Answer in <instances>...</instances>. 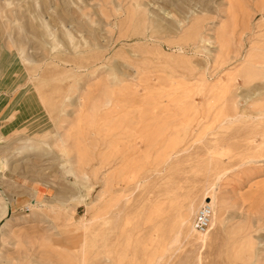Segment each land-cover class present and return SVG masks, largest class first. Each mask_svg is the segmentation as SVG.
<instances>
[{
  "label": "rangeland",
  "instance_id": "obj_1",
  "mask_svg": "<svg viewBox=\"0 0 264 264\" xmlns=\"http://www.w3.org/2000/svg\"><path fill=\"white\" fill-rule=\"evenodd\" d=\"M0 264H264V0H0Z\"/></svg>",
  "mask_w": 264,
  "mask_h": 264
},
{
  "label": "built area",
  "instance_id": "obj_2",
  "mask_svg": "<svg viewBox=\"0 0 264 264\" xmlns=\"http://www.w3.org/2000/svg\"><path fill=\"white\" fill-rule=\"evenodd\" d=\"M211 216L212 208L209 202L202 203L193 217L192 223L195 230L201 234L205 233L210 227Z\"/></svg>",
  "mask_w": 264,
  "mask_h": 264
},
{
  "label": "bare ground",
  "instance_id": "obj_3",
  "mask_svg": "<svg viewBox=\"0 0 264 264\" xmlns=\"http://www.w3.org/2000/svg\"><path fill=\"white\" fill-rule=\"evenodd\" d=\"M213 192L215 193V191L213 190ZM203 200H208L209 201V204L211 205V208H212V216H211V223H210V227L209 229L205 232V233H199L195 230L194 226H193V223H192V228L194 231H196L199 235H204V234H207L210 230H212L215 226V219H216V216H217V212H216V197L214 194H211V195H207V196H204V199ZM205 201H202V203H204ZM200 204V205H201ZM199 205V206H200ZM198 209V208H197ZM197 211V210H196ZM186 217V216H185ZM213 217V218H212ZM193 221V220H192ZM202 242L204 243L205 241L202 240Z\"/></svg>",
  "mask_w": 264,
  "mask_h": 264
}]
</instances>
